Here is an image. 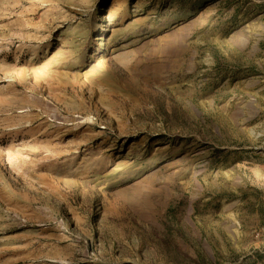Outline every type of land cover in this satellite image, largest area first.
<instances>
[{
  "label": "rangeland",
  "instance_id": "1",
  "mask_svg": "<svg viewBox=\"0 0 264 264\" xmlns=\"http://www.w3.org/2000/svg\"><path fill=\"white\" fill-rule=\"evenodd\" d=\"M0 264H264V0H0Z\"/></svg>",
  "mask_w": 264,
  "mask_h": 264
}]
</instances>
